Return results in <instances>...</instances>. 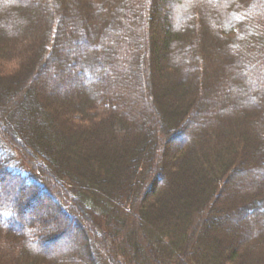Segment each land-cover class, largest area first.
<instances>
[{"label": "trees", "instance_id": "16d2710c", "mask_svg": "<svg viewBox=\"0 0 264 264\" xmlns=\"http://www.w3.org/2000/svg\"><path fill=\"white\" fill-rule=\"evenodd\" d=\"M0 264H264V0H0Z\"/></svg>", "mask_w": 264, "mask_h": 264}, {"label": "rangeland", "instance_id": "374dc122", "mask_svg": "<svg viewBox=\"0 0 264 264\" xmlns=\"http://www.w3.org/2000/svg\"><path fill=\"white\" fill-rule=\"evenodd\" d=\"M181 7H183V6H181ZM165 10H166L165 11L166 13L164 11H162V9H161V12H164L165 14L171 13L168 20L171 23L176 24V22L178 20L177 18L181 15L182 12L179 11V9L175 10V8H173V7L171 10H168L167 8ZM64 66L66 67V70H69L70 74H77L78 75L77 76L79 79L78 83L80 85L87 86V81H89V80H88L86 72L83 73V71L82 72L79 71L77 66L73 62H65ZM52 88H53V90H58L57 92H59V89H57L55 85H53ZM25 155L27 156V154H25ZM42 197H45L46 201L44 199H42ZM40 198L42 200V203H40V204H38V202L35 203L34 201H32V202L27 201V206L25 207V210H24V222L25 223H27L30 219L34 218V216L37 218H41L42 220H46L50 214L56 212L54 202L52 200H49L51 198L47 199L48 198L47 196H42V195H40ZM259 209H260V207H259ZM73 217H74V219H72L71 217L66 218L68 233L65 236V238L60 237L57 240H55L52 244H49L47 246V249L50 250L53 254L56 253L58 250L65 248L64 246L67 245V243L68 244L71 243L70 244V246H71V245H74V242L76 240H77V242L82 241L83 236L84 237L86 236L88 238L90 236V238H91L92 235L90 234L91 232L88 228L87 223L84 222V220L83 221L79 220V219H81V216L79 214L73 213ZM80 228L82 229V233L80 232ZM92 239L95 242L99 241V239L94 238V237H92Z\"/></svg>", "mask_w": 264, "mask_h": 264}]
</instances>
